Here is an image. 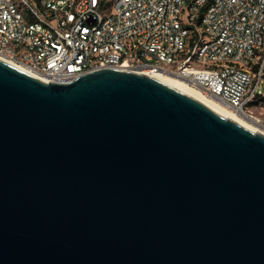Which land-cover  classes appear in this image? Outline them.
Masks as SVG:
<instances>
[{"label":"water","instance_id":"water-1","mask_svg":"<svg viewBox=\"0 0 264 264\" xmlns=\"http://www.w3.org/2000/svg\"><path fill=\"white\" fill-rule=\"evenodd\" d=\"M0 264H264V133L139 71L0 58Z\"/></svg>","mask_w":264,"mask_h":264},{"label":"built area","instance_id":"built-area-1","mask_svg":"<svg viewBox=\"0 0 264 264\" xmlns=\"http://www.w3.org/2000/svg\"><path fill=\"white\" fill-rule=\"evenodd\" d=\"M0 56L45 82L160 72L264 113V0H0Z\"/></svg>","mask_w":264,"mask_h":264},{"label":"bare ground","instance_id":"bare-ground-1","mask_svg":"<svg viewBox=\"0 0 264 264\" xmlns=\"http://www.w3.org/2000/svg\"><path fill=\"white\" fill-rule=\"evenodd\" d=\"M0 58L9 62L8 60H6L5 58H3L1 56H0ZM9 63H11V62H9ZM140 72L144 73L146 75H149L151 77L157 78V79L163 81L164 83H166L170 86H173V87L191 95L192 97L198 99L199 101H201L202 103H204L205 105H207L209 108L213 109L214 111H216L220 115L236 121L240 125L250 129L251 131H254V132L259 131V132L264 133L263 130L256 129V128L252 127L250 124H248L245 120H243L242 118L244 116L236 114L231 108L227 107L225 104L221 103L217 99L207 97L199 89L189 86L182 79H179L177 77H174V76H171L168 74H163L160 72H151V71H140ZM246 119L251 120L252 122H254L260 126V123L257 119H253V118L252 119L246 118Z\"/></svg>","mask_w":264,"mask_h":264},{"label":"rangeland","instance_id":"rangeland-1","mask_svg":"<svg viewBox=\"0 0 264 264\" xmlns=\"http://www.w3.org/2000/svg\"><path fill=\"white\" fill-rule=\"evenodd\" d=\"M262 89L263 92V96H264V84L261 85L260 87ZM256 104V103H253ZM254 109V115L256 116L257 119H259L260 122H262L264 124V113H262L261 110H258V108L256 106H253ZM243 120H245L248 124H250L252 127L256 128V129H260L264 131V128L260 127L258 124L252 122L251 120L246 119L245 117L242 118Z\"/></svg>","mask_w":264,"mask_h":264}]
</instances>
